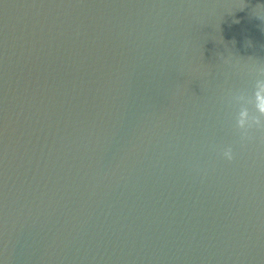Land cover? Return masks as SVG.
I'll return each instance as SVG.
<instances>
[{
    "label": "water",
    "instance_id": "1",
    "mask_svg": "<svg viewBox=\"0 0 264 264\" xmlns=\"http://www.w3.org/2000/svg\"><path fill=\"white\" fill-rule=\"evenodd\" d=\"M258 63L264 0H0V264H264Z\"/></svg>",
    "mask_w": 264,
    "mask_h": 264
},
{
    "label": "clouds",
    "instance_id": "2",
    "mask_svg": "<svg viewBox=\"0 0 264 264\" xmlns=\"http://www.w3.org/2000/svg\"><path fill=\"white\" fill-rule=\"evenodd\" d=\"M249 76L252 79L253 92L250 94L246 89H240L230 97L232 104L238 109L235 126L240 130L241 140L250 139L248 132L252 129L264 128V66L258 63ZM222 156L232 160V149L225 148Z\"/></svg>",
    "mask_w": 264,
    "mask_h": 264
}]
</instances>
